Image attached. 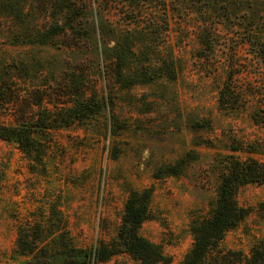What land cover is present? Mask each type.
Instances as JSON below:
<instances>
[{"label":"rangeland","instance_id":"1","mask_svg":"<svg viewBox=\"0 0 264 264\" xmlns=\"http://www.w3.org/2000/svg\"><path fill=\"white\" fill-rule=\"evenodd\" d=\"M131 1L77 2L75 12L79 6L83 27L75 24L73 30L66 29L79 37L73 46L65 44L62 34L44 45L13 42L12 24L0 18V67L5 63L28 65L30 71L20 81L26 92L37 79L58 80L69 68L86 69L85 85L107 103L91 119L48 136L52 146L44 169L32 167L14 144L0 140V264L26 260L14 252L18 228L26 220L33 226L38 220L63 219L76 248L112 241L128 192L146 188L152 189L151 218L138 233L160 246L168 262L159 264H180L192 246L191 218L206 216L215 204L219 162L232 154L230 148L235 145L249 149L258 142L264 144V129L251 121L250 108L243 112L219 109L223 69L212 75L206 72L219 62L198 57L197 22L186 18L181 0H142L144 24L140 29L145 45L136 46L135 58L127 60L124 68L126 77L133 76L149 61L146 54H153L150 61L155 67L161 66V59H172L175 79L155 72L158 77L149 83L126 87L115 83L110 27L121 28L122 35L139 37L137 32L122 30L123 18L132 17ZM51 9L58 11L57 4ZM164 18L170 26L168 41ZM96 19L106 28L102 38L93 27ZM225 37L230 48V35ZM220 49L215 46L217 61L223 57ZM237 51L243 63L249 55L241 46ZM238 79L243 81L241 76ZM188 154L192 156L179 174L155 178L161 168L163 172L164 167L178 170ZM236 200L247 215L224 235L221 245L247 254L255 242L264 239V187L243 185ZM100 264L140 263L119 254Z\"/></svg>","mask_w":264,"mask_h":264},{"label":"trees","instance_id":"2","mask_svg":"<svg viewBox=\"0 0 264 264\" xmlns=\"http://www.w3.org/2000/svg\"><path fill=\"white\" fill-rule=\"evenodd\" d=\"M87 1L0 0V18L12 24L9 34L13 42L22 40V43L44 45L62 34L65 44L73 46L79 37L66 33V29L73 30L75 24L83 27L84 14L79 6L75 12L77 2L97 4L99 0ZM142 2L132 0L128 4L132 17L123 18L121 23L122 30L137 32L139 37L134 39L128 34L122 35L121 28L110 27L114 34V39H111L114 52L112 74L115 83L124 87L152 82L158 77L155 72L168 80L176 77L172 59H161V66L155 67L150 61L153 54H146L149 61L141 64L133 76H125V63L135 58L134 49L145 45L140 29L144 24ZM53 4H57L58 11L51 9ZM179 5L185 9L183 12L187 19L194 18L197 22L201 47L198 57L209 63L212 60L219 62L217 67H210L206 72L212 75L219 68L223 69L225 77L217 96L219 109L243 112L250 108L251 121L264 129V0H181ZM191 14L194 17H190ZM152 15V22L156 24V16ZM162 23L168 41V18H164ZM102 26L97 19L93 22L94 30L101 38L106 34L102 31L106 28ZM227 35H230V48L224 41ZM217 45L223 55L221 61L215 58ZM122 46L126 47V52ZM238 46L249 55L244 57L243 63L237 56ZM29 71L30 67L25 63H5L0 67V140L14 144L32 167L44 169L45 158L52 146L48 136L74 123L91 119L107 103L98 99L95 91L85 85L88 78L86 69L69 68L58 80L37 79L31 91L26 92L20 81L24 80V72ZM230 152L231 155L219 162L215 204L206 216L191 218L192 246L180 264H264V239L255 242L247 254L221 245L224 235L247 215V210L238 205L237 190L250 183L264 187V144L258 142L249 149L241 144L235 145ZM236 153L248 157L242 159ZM190 156L188 154L179 162L178 170L164 167L163 172L162 168L159 169L155 178H161L162 174H179ZM151 197L150 188L130 190L116 237L110 242L100 241L89 249L72 245L63 219L38 220L33 226L26 220L18 228L14 242L15 254L26 258L19 264H100L119 254H125L140 264L167 263L160 246L138 233L140 226L151 218Z\"/></svg>","mask_w":264,"mask_h":264}]
</instances>
